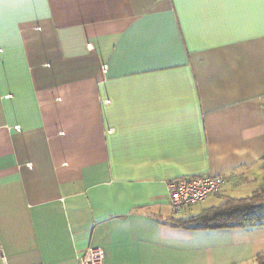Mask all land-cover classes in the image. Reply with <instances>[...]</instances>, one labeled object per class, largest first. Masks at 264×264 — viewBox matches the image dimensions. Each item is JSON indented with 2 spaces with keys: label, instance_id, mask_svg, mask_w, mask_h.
<instances>
[{
  "label": "crops",
  "instance_id": "crops-1",
  "mask_svg": "<svg viewBox=\"0 0 264 264\" xmlns=\"http://www.w3.org/2000/svg\"><path fill=\"white\" fill-rule=\"evenodd\" d=\"M263 156L264 0H0V264H255L264 224H179L167 184L222 176L198 215Z\"/></svg>",
  "mask_w": 264,
  "mask_h": 264
},
{
  "label": "built area",
  "instance_id": "built-area-1",
  "mask_svg": "<svg viewBox=\"0 0 264 264\" xmlns=\"http://www.w3.org/2000/svg\"><path fill=\"white\" fill-rule=\"evenodd\" d=\"M19 129V126H14ZM30 165V164H28ZM224 179L219 175H184L171 180L167 184L168 204L174 214L188 217V208L204 201L209 195L222 191ZM3 260V256L0 254ZM104 251L99 246L88 245L77 255L73 264H103Z\"/></svg>",
  "mask_w": 264,
  "mask_h": 264
},
{
  "label": "trees",
  "instance_id": "trees-1",
  "mask_svg": "<svg viewBox=\"0 0 264 264\" xmlns=\"http://www.w3.org/2000/svg\"><path fill=\"white\" fill-rule=\"evenodd\" d=\"M262 183L250 197L229 198L217 208L205 209L198 215L175 220L179 224L198 227L256 226L264 224V156L261 162ZM255 264H264V255L258 254Z\"/></svg>",
  "mask_w": 264,
  "mask_h": 264
},
{
  "label": "rangeland",
  "instance_id": "rangeland-1",
  "mask_svg": "<svg viewBox=\"0 0 264 264\" xmlns=\"http://www.w3.org/2000/svg\"><path fill=\"white\" fill-rule=\"evenodd\" d=\"M177 215H179V214H177Z\"/></svg>",
  "mask_w": 264,
  "mask_h": 264
}]
</instances>
